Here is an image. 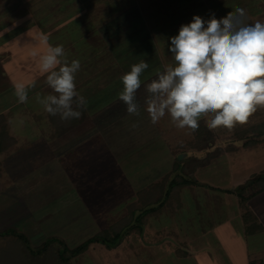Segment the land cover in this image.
Instances as JSON below:
<instances>
[{
  "label": "rangeland",
  "instance_id": "374dc122",
  "mask_svg": "<svg viewBox=\"0 0 264 264\" xmlns=\"http://www.w3.org/2000/svg\"><path fill=\"white\" fill-rule=\"evenodd\" d=\"M28 1L37 5L30 9ZM223 1H90L87 19L83 13L79 18L78 6L69 8L70 12L58 6L55 15L61 18L57 26L50 28L53 13L49 14V20L45 13V18L37 21L39 15H44L37 10H41L46 0H23L24 9L17 14L20 22L17 21L14 28L0 23V55L5 71L0 81L1 102L5 96V108L1 111L12 117V133H22L23 138H29L31 133L43 135L48 130V113L36 102L35 95H48L52 90L45 83L46 75L40 72L39 57L31 55L33 51L42 54L46 50L44 36L53 46L63 45L70 60H80L76 87L87 101L85 118L78 126L59 138L46 136L36 142L48 144L47 150L40 147L39 153L20 152L14 158L17 166L13 159L9 160L13 156L6 158L10 162L9 174L0 188V264H60L58 245H52L39 256H31L23 243L11 234L23 236L31 248L40 246L50 237L73 248L116 223L126 231L117 245L109 250L99 243L91 245L68 264H130V245L165 244L167 237L156 232L167 234L177 226L186 229L191 215L189 200V212H174L177 202L182 201L176 196L180 188L167 193V182L153 189L160 195L153 196L150 204L146 203L145 195L130 199L134 191L159 181L175 168L185 178L196 180L197 187L192 185V188L200 193V200L212 202L218 193L212 197L208 187H227L233 192L238 190V184L246 185L255 177L264 176V143L243 146L247 140L250 143V139L244 137L251 126L264 122V109H258L249 123L238 125L232 132L226 129L210 131L201 120L200 126L205 130L201 131L199 141L193 138L194 132L174 127L167 115L152 124L144 111L146 92L143 85L137 93L141 104L139 117L129 116L126 105L118 99L123 88L120 77L130 71V61L150 54L151 57L145 59L149 64L147 74L174 63L171 52L163 47L167 39L178 35L180 26L192 22L193 16L198 15L205 21L213 15L217 19L225 17L230 11ZM231 1L233 11L237 7L247 8L244 10L246 23H264V14H255L260 9L264 12V0ZM127 6L130 13L112 19V23L107 22ZM139 18L140 25L146 27L143 34H148V38L158 35L159 45L148 41L131 59L130 53L125 52L130 50L131 41L136 37L126 28L129 22L130 27H138ZM119 28L117 39L109 35ZM125 29L127 35L121 38ZM153 78L155 75L141 77L145 83ZM33 81L35 87L29 88L28 101L18 102L13 83ZM133 124L136 127H132ZM80 146L82 154L78 152ZM202 148L207 153L202 157L179 158L181 153L198 152ZM251 173H254L252 177ZM151 207L158 211L144 212ZM229 209L232 212V208ZM230 227L235 228L234 225ZM138 255L142 257L143 254Z\"/></svg>",
  "mask_w": 264,
  "mask_h": 264
},
{
  "label": "clouds",
  "instance_id": "9594fccd",
  "mask_svg": "<svg viewBox=\"0 0 264 264\" xmlns=\"http://www.w3.org/2000/svg\"><path fill=\"white\" fill-rule=\"evenodd\" d=\"M244 17L239 7L220 19L193 16L192 22L180 26L178 35L170 37L174 63L154 69L150 82L141 79L148 62L133 64L120 77L123 88L118 93L127 114L141 115L137 93L143 85L144 111L152 124L166 115L174 127L191 132L199 129L201 120L213 132H232L249 123L258 109H264V23H246ZM42 41L46 50L31 55L39 57L40 72L52 91L43 96L37 93L35 100L51 116L59 115L63 121L79 119L78 109L87 104L76 87L81 62L70 60L63 45L49 44L46 36ZM34 87V81L14 82L18 102L26 103L29 88Z\"/></svg>",
  "mask_w": 264,
  "mask_h": 264
},
{
  "label": "crops",
  "instance_id": "0c3cea01",
  "mask_svg": "<svg viewBox=\"0 0 264 264\" xmlns=\"http://www.w3.org/2000/svg\"><path fill=\"white\" fill-rule=\"evenodd\" d=\"M90 1H95V3L99 2V0H46L45 5H38L41 7V10H37V12L44 15H39L37 21L40 22V19H44L45 13L48 15L47 20H49V14L53 13L54 18L51 16V24H49L48 27L54 28L53 26H57V21L61 18L59 15H55L58 6L59 9L61 8L63 11L66 9L69 12L71 11L69 8H76L78 6V9L76 10L79 11V18L81 19V13H83L85 19L88 15L87 5ZM15 2L16 1L12 3V1L0 0V23L9 24V28H14L17 21H19L18 19L21 18H17V14H19L18 11L21 13L25 6L23 0ZM28 3L30 9L36 4L33 1H28ZM128 8L130 7L127 6L126 9H122L119 15L109 18L107 22H111L112 19H117L122 14L130 13ZM27 19L30 18L28 17ZM128 19L129 16L127 17V20ZM88 20L95 23L93 20ZM96 26L97 25H95V27ZM129 27L130 22L128 23L127 28ZM78 28L81 29L82 27L79 26ZM150 39L152 41L158 40L159 43L160 38L157 37L156 39L151 37ZM147 55V57L145 56L142 60L145 61V59L151 57L150 54ZM2 58L3 56L0 55V81L5 76ZM131 65L133 64L130 63V70ZM146 74L147 71H145L142 77H150L151 75H155V72L147 74L148 76H146ZM3 108H5V96L2 98V102L0 97V116H4V120L9 121L8 136L10 138V144L6 145L9 139H7L5 134H0V188L4 182H7L5 179L6 175L9 174L7 171V166L10 163L9 160L13 159L17 166L18 163L15 162L14 158L18 157L20 152H30L31 154L35 152L39 153L41 152L39 150L40 147L47 150L49 148L48 144H37L36 142L41 139L44 140L46 136H51L54 139L59 138L81 123L80 122L74 126L65 123L62 128L57 129L51 125L48 118L49 125L46 133L43 135L26 133L30 134V137L23 138L24 136L21 135L22 133L11 132L12 117H8L5 112L1 111ZM84 110L86 114L85 107ZM80 148L81 146L78 148V152L82 154L83 150ZM202 149L203 150L198 152L190 151L188 153H181L179 158L185 159L190 155L202 157L207 154L205 148ZM8 156L13 157L7 160L6 158ZM4 171L7 173L4 174ZM171 174L172 172L166 173L160 177L159 181L156 180L149 183L144 188H140L137 192L134 191V194L130 195V199L137 196L143 197V195H145L147 197L146 203L150 204L153 200V196L156 198L160 195V192H153V189L160 188L163 183H168L165 178ZM253 174L254 173H251L250 177H252ZM254 179H256V177ZM254 179L246 185L238 184V188L244 190L243 196L247 197L245 205L253 215V218L249 222H244L242 219L239 198L234 190L233 192H230L227 187H208V189H210L209 191L212 193H210L212 197L218 193V196L213 197L212 202H210V199H199L200 193H197V190L192 188L193 186L197 187V185L181 187L180 191L177 190L176 196L177 199H180L181 197L182 201L179 200V202H177L176 210L174 212H189L187 211L189 200L191 215H189L187 221V228H178L177 226L176 230L173 229L167 234L157 231V235L162 234V237H167L165 244L145 243L140 245H130V264H264V191L258 192L260 184ZM253 181H255L256 184L252 185ZM216 189H218L217 192H213ZM188 190H192L191 193L188 192ZM193 191H195V193ZM184 196L186 197L185 200H183ZM229 208H232V212ZM230 224L234 225L235 228L232 229ZM138 254L143 255L140 257Z\"/></svg>",
  "mask_w": 264,
  "mask_h": 264
},
{
  "label": "trees",
  "instance_id": "16d2710c",
  "mask_svg": "<svg viewBox=\"0 0 264 264\" xmlns=\"http://www.w3.org/2000/svg\"><path fill=\"white\" fill-rule=\"evenodd\" d=\"M7 1H11V0H7ZM193 2V0H192ZM12 3H14V0L12 1ZM222 3H226V9L228 11H233V5L234 4L231 0H229V2L227 0L223 1ZM245 11H247V8L244 9ZM259 10V9H258ZM247 13V12H246ZM256 15H262L264 14V12H262V10L255 11ZM136 17V16H135ZM138 17V16H137ZM140 19V18H139ZM137 19L135 18V21ZM141 19L139 20V26H133V27H129L126 28L128 30H130V35L131 33L134 32V36L136 37L135 41H131V46H130V50H128V52L125 53H130V58L132 59L134 56V52H139V49L141 50L140 46H143L146 44V42H150L153 43L154 41H152L150 38L154 37L157 39L158 35H154L148 38V34H143V31H146V27L144 25H140L141 24ZM132 23V21H131ZM126 29L124 31L123 37L127 35ZM119 29H116L113 33L109 34L110 36L117 38V35L119 33ZM127 30V31H128ZM104 30H102L103 32ZM153 33V32H152ZM143 37V38H142ZM146 39V40H145ZM170 38L167 39V42L164 43L163 47L166 48V51H169V47H170ZM156 44L159 45L158 40L156 41ZM162 45V44H161ZM153 50V48H152ZM130 59V60H131ZM143 59V58H142ZM142 59H135L134 61H130V63L135 64L138 63L139 61H141ZM132 66V65H131ZM79 111H81L82 115L79 119H72L70 121H63L61 120V118L59 117V115L57 116H51L48 114V118L50 120V123L52 126L56 127L57 129L62 128L63 124H68L70 126H74L80 122H82L85 118V110L84 107L81 109H78ZM201 121H200V125H201ZM204 131V129L201 128V126H199V129L197 131H195L194 133V138L196 140H199L202 136L201 131ZM61 131V130H59ZM0 134H5V136H7V139H9L7 141L6 145L10 144V138L8 136L9 134V121L8 120H4V116H0ZM244 138H249L250 139V143L249 141H245L243 143V146L252 144H261L264 143V122L252 125L251 128L249 129V131L245 134ZM200 141V140H199ZM208 145V144H207ZM206 145V146H207ZM213 144H211L212 146ZM174 174V175H172ZM171 175H168L165 180L168 181L169 185H168V189H167V193L169 191H171V189L174 188H181L183 186H188V185H197L196 180L192 179H187L185 178L183 175L177 173V169L173 170ZM255 181H257V183L260 184L259 188H258V192L264 191V176H258L256 177V179H254ZM243 189L238 188L236 192L238 198H239V207L242 211V219L244 220V222H249L252 218L253 215L250 213L249 209L247 208V206L245 205L247 197L243 196ZM146 204V203H145ZM162 205H160L158 208H161ZM158 208H149L147 210H144V212L146 211L147 213H151V212H155L158 210ZM143 212L139 213L138 218L141 217ZM137 221V219H136ZM126 232L124 229H122V227H119V224H114L111 225L99 232H97L94 236L88 238L87 240L83 241L82 243L76 245L73 248H68L66 245H64L62 242L58 241L55 237H50L47 240H45L40 246L36 247V248H31L27 242V240L21 236V235H17V234H11L13 237H16L18 240H20L23 245L25 246L26 251H28V253L31 256H39L41 254H43L44 252H47L48 248L51 247L52 245H58L57 248V258L60 262V264H68L73 258L82 255L83 253H85L87 251V249L94 244H102L106 249H110L112 247H114L115 245H117V242L120 240L122 233ZM128 232V230H127ZM141 234V233H140Z\"/></svg>",
  "mask_w": 264,
  "mask_h": 264
}]
</instances>
